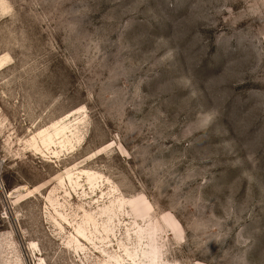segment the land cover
Returning <instances> with one entry per match:
<instances>
[{"label": "rangeland", "instance_id": "1", "mask_svg": "<svg viewBox=\"0 0 264 264\" xmlns=\"http://www.w3.org/2000/svg\"><path fill=\"white\" fill-rule=\"evenodd\" d=\"M119 261L264 264V0H0V264Z\"/></svg>", "mask_w": 264, "mask_h": 264}, {"label": "bare ground", "instance_id": "2", "mask_svg": "<svg viewBox=\"0 0 264 264\" xmlns=\"http://www.w3.org/2000/svg\"><path fill=\"white\" fill-rule=\"evenodd\" d=\"M70 113L65 114V116L61 117L59 120L52 123L50 126L43 128L39 130L36 134L32 135V142L35 146L40 147L43 145L48 151L51 153L57 155L63 150H69L73 149L76 143L80 142V136L78 131H76V125L78 124L77 119L69 120ZM32 144V146H34ZM82 176H85L86 183L93 188L99 187L98 185V176L95 175V173H92L91 171H80L75 177L73 173H67L64 177H59V182L62 185H66V183H69V185L76 190L77 187L80 186V182L82 179ZM36 192H38V188L35 187ZM66 194L70 199L73 198L71 191L68 189L65 190ZM83 194L86 193L83 191ZM49 202L52 206L55 207V203H53L51 197H48ZM55 201V198H54ZM105 210V209H104ZM57 211V210H56ZM106 211H111L107 214V217L111 220L113 216L115 215L116 211V217L120 220V212L123 211L121 209V205L115 206L114 203H112L111 207H107ZM119 213V215H118ZM65 219V217L61 216ZM78 234L80 237L86 239V234L84 233L82 228L77 229ZM81 238V239H82ZM146 250L143 252L144 255H146ZM118 264H124L121 261L118 262Z\"/></svg>", "mask_w": 264, "mask_h": 264}]
</instances>
